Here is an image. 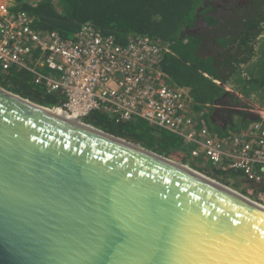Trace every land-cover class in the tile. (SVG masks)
<instances>
[{
  "label": "water",
  "instance_id": "95a60500",
  "mask_svg": "<svg viewBox=\"0 0 264 264\" xmlns=\"http://www.w3.org/2000/svg\"><path fill=\"white\" fill-rule=\"evenodd\" d=\"M0 264H264V207L0 87Z\"/></svg>",
  "mask_w": 264,
  "mask_h": 264
},
{
  "label": "trees",
  "instance_id": "16d2710c",
  "mask_svg": "<svg viewBox=\"0 0 264 264\" xmlns=\"http://www.w3.org/2000/svg\"><path fill=\"white\" fill-rule=\"evenodd\" d=\"M11 1L10 7L0 12V22L11 15L24 14L33 31L55 33L62 40H69L82 28H88L101 36H111L121 46L135 37H146L159 45L164 49L156 63L163 74L160 83L171 90L186 92L189 109L196 115L194 126L199 139L202 136L221 139L251 124L264 125L263 117L257 114L249 117L248 112L235 110L249 107L245 99L264 105V40L258 54L253 51L255 39L264 32V0H248L242 5L229 3L227 6L233 7L234 12L224 11L218 18L213 13L221 0ZM201 19L213 29L196 34L192 30ZM202 46L208 49L206 54L202 53ZM252 60L255 61L251 63ZM33 62L31 59L28 63L30 67ZM33 80L32 72L24 68L15 65L7 70L0 68V87L4 90L49 109L62 105V94L48 93ZM232 81L235 86L230 90L238 95L225 88ZM224 107L227 109H222ZM227 116L231 120L227 118L223 123L222 119ZM83 121L166 158L188 164L227 186L237 185L233 177L243 178L240 172L215 169L205 154L193 158L191 151L196 144L145 121L115 122L101 112H93ZM256 194L254 190L253 195Z\"/></svg>",
  "mask_w": 264,
  "mask_h": 264
},
{
  "label": "built area",
  "instance_id": "2783aa9c",
  "mask_svg": "<svg viewBox=\"0 0 264 264\" xmlns=\"http://www.w3.org/2000/svg\"><path fill=\"white\" fill-rule=\"evenodd\" d=\"M163 50L146 37L121 46L88 28L62 40L33 31L24 14L0 22V68L15 65L32 72L35 85L62 94L58 109L68 117L83 120L101 112L115 122L142 120L175 133L197 145L193 158L205 154L215 169L240 172L264 207V125L199 139L186 92L160 83L163 74L156 63Z\"/></svg>",
  "mask_w": 264,
  "mask_h": 264
},
{
  "label": "flooded vegetation",
  "instance_id": "af4514ba",
  "mask_svg": "<svg viewBox=\"0 0 264 264\" xmlns=\"http://www.w3.org/2000/svg\"><path fill=\"white\" fill-rule=\"evenodd\" d=\"M236 2L238 5H242L248 2V0H221L219 3H217V5L215 6V11L213 13L215 18H218L220 15H222L225 12L232 14L234 12L233 7L227 6V4L229 3H233ZM235 6V5H234ZM213 29V27L209 26L203 19H201L200 21L196 22V27L192 30V32H195L196 34L201 33L203 31H207V30H211ZM264 40V32L262 34H260L257 39H255L256 41V45L253 46V51H255V53L258 54V48L259 46H261V42ZM215 45H213L214 47ZM204 48V50L202 51V53L206 54L208 52V49H206L204 46H202ZM217 50V48H216ZM255 54V55H257ZM255 60H252L251 63H253ZM243 69L246 68V66H242ZM253 70V69H252ZM242 75H244V72L242 73ZM232 83V84H231ZM228 82L225 86V88H227L226 90L233 92L234 94H237V92H235L234 90H230L233 88L234 83L232 82ZM244 99V98H243ZM252 99H245L244 102L247 103L249 105V107L247 109H238L235 108V110H241V111H245L248 112V116H252L253 114L256 115V113L253 111L255 109H257V111H263L264 112V105H260L259 102H253L251 101ZM256 107V108H254ZM222 109H227V107H224ZM230 117H226L225 119H222V122L225 123L226 119ZM245 117L243 116L242 119H244ZM236 119V118H235ZM235 121V120H234ZM221 123V122H220Z\"/></svg>",
  "mask_w": 264,
  "mask_h": 264
},
{
  "label": "rangeland",
  "instance_id": "374dc122",
  "mask_svg": "<svg viewBox=\"0 0 264 264\" xmlns=\"http://www.w3.org/2000/svg\"><path fill=\"white\" fill-rule=\"evenodd\" d=\"M11 0H0V11L2 9H7L8 7H10L11 5ZM3 11V10H2ZM256 108V107H254ZM257 115H259L260 117H263L264 118V112L263 111H257V109L253 110ZM236 129H233L232 131H235ZM169 159V158H168ZM190 159V158H189ZM170 160H173V161H176L178 162L177 160H174V159H170ZM193 163L195 162V160H192L190 159ZM184 165H187L188 164H184ZM203 175H205L204 173H202ZM232 180L238 185L236 186H231V185H228V187L232 188L233 190H235L236 192L242 194V195H245L246 197L252 199V200H255V196L253 195V189L254 187H252V185H250L245 179L243 178H238V177H233ZM227 186V185H226Z\"/></svg>",
  "mask_w": 264,
  "mask_h": 264
},
{
  "label": "bare ground",
  "instance_id": "6f19581e",
  "mask_svg": "<svg viewBox=\"0 0 264 264\" xmlns=\"http://www.w3.org/2000/svg\"><path fill=\"white\" fill-rule=\"evenodd\" d=\"M54 110H56L57 112H60V113H62V112L60 111V109H58V108H57V109H54ZM261 206H262V205H261Z\"/></svg>",
  "mask_w": 264,
  "mask_h": 264
}]
</instances>
